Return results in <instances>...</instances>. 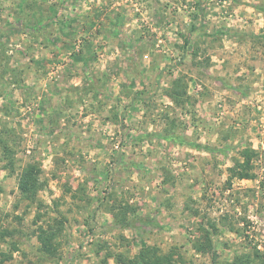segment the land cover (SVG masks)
I'll use <instances>...</instances> for the list:
<instances>
[{
    "label": "rangeland",
    "instance_id": "rangeland-1",
    "mask_svg": "<svg viewBox=\"0 0 264 264\" xmlns=\"http://www.w3.org/2000/svg\"><path fill=\"white\" fill-rule=\"evenodd\" d=\"M20 2L0 264H264V0Z\"/></svg>",
    "mask_w": 264,
    "mask_h": 264
},
{
    "label": "crops",
    "instance_id": "crops-1",
    "mask_svg": "<svg viewBox=\"0 0 264 264\" xmlns=\"http://www.w3.org/2000/svg\"><path fill=\"white\" fill-rule=\"evenodd\" d=\"M2 1L4 2L3 3L4 7H6V5H10V3L14 2L15 0H2ZM19 2H20V0H19ZM22 7L23 6L21 5V2H20V7L17 8V11L18 10L21 11L23 9ZM4 11H7V10L5 9Z\"/></svg>",
    "mask_w": 264,
    "mask_h": 264
}]
</instances>
